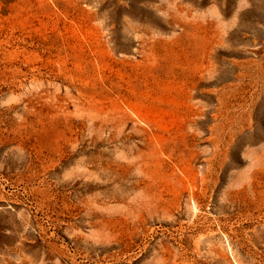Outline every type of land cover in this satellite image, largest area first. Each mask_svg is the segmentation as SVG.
Instances as JSON below:
<instances>
[{
    "label": "rangeland",
    "instance_id": "1",
    "mask_svg": "<svg viewBox=\"0 0 264 264\" xmlns=\"http://www.w3.org/2000/svg\"><path fill=\"white\" fill-rule=\"evenodd\" d=\"M0 264H264V0H0Z\"/></svg>",
    "mask_w": 264,
    "mask_h": 264
}]
</instances>
